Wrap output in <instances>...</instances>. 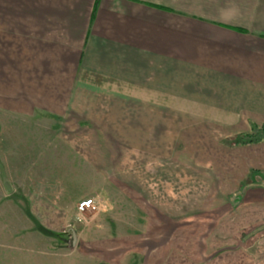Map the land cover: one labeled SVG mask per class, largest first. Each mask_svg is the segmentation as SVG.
Instances as JSON below:
<instances>
[{"label": "crops", "instance_id": "0c3cea01", "mask_svg": "<svg viewBox=\"0 0 264 264\" xmlns=\"http://www.w3.org/2000/svg\"><path fill=\"white\" fill-rule=\"evenodd\" d=\"M32 121L57 130L0 136L16 145L0 150V207L27 218L28 239L57 235L35 239L55 256L72 253L57 243L70 228L96 243L123 224V156L106 145L217 165L230 184L264 176V140L224 145L264 128V0H0V123ZM86 199L96 209L76 223Z\"/></svg>", "mask_w": 264, "mask_h": 264}, {"label": "rangeland", "instance_id": "374dc122", "mask_svg": "<svg viewBox=\"0 0 264 264\" xmlns=\"http://www.w3.org/2000/svg\"><path fill=\"white\" fill-rule=\"evenodd\" d=\"M55 130L38 121L11 122L0 125V136H46ZM234 138L224 140V145L240 146L230 143ZM6 146L16 145L0 143V150L6 152ZM177 146L172 145V154L183 148ZM106 147L123 156L124 190L117 192L115 203L121 212V228L116 226L112 234L103 232L96 243L73 244L66 232L58 247L72 253L55 256L51 255L55 249L35 241L45 235L40 227L28 239L32 224L22 214L17 218L13 209L5 215L4 205L0 207V264H264V176L250 173L242 182L230 184L209 161H203L210 167L203 166L202 171L189 163L195 161L171 160L172 166L163 167L157 160L142 158L146 145ZM168 168L170 176L165 173ZM4 197L0 185V199ZM20 197L19 193L13 196ZM42 250L48 254H39Z\"/></svg>", "mask_w": 264, "mask_h": 264}, {"label": "trees", "instance_id": "16d2710c", "mask_svg": "<svg viewBox=\"0 0 264 264\" xmlns=\"http://www.w3.org/2000/svg\"><path fill=\"white\" fill-rule=\"evenodd\" d=\"M252 133L249 134L248 136L246 135H240V136H237L234 138V140H232L230 143L232 145H245L246 143H253V142H258V141H262L264 140V128L262 129H252ZM256 131V132H255ZM255 174V172H253V175ZM251 175V176H253ZM40 230L45 234V235H48V236H57L55 234H52L48 231H46L45 229L41 228L40 227Z\"/></svg>", "mask_w": 264, "mask_h": 264}, {"label": "built area", "instance_id": "2783aa9c", "mask_svg": "<svg viewBox=\"0 0 264 264\" xmlns=\"http://www.w3.org/2000/svg\"><path fill=\"white\" fill-rule=\"evenodd\" d=\"M96 209V205L93 199H86L83 200L82 202H80L77 206V216H76V220L77 222H82L84 220V216L89 213L92 212Z\"/></svg>", "mask_w": 264, "mask_h": 264}, {"label": "water", "instance_id": "95a60500", "mask_svg": "<svg viewBox=\"0 0 264 264\" xmlns=\"http://www.w3.org/2000/svg\"><path fill=\"white\" fill-rule=\"evenodd\" d=\"M69 230L71 231V233H72V237H73V240H74V242H75V240H76V233H75V231H74L73 228H70Z\"/></svg>", "mask_w": 264, "mask_h": 264}]
</instances>
